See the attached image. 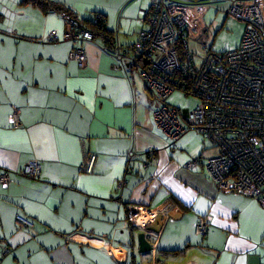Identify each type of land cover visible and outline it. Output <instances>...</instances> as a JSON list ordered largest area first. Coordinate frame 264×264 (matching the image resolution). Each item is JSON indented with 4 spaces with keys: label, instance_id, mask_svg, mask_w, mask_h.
<instances>
[{
    "label": "crops",
    "instance_id": "1",
    "mask_svg": "<svg viewBox=\"0 0 264 264\" xmlns=\"http://www.w3.org/2000/svg\"><path fill=\"white\" fill-rule=\"evenodd\" d=\"M54 1L80 21L100 14L106 32L82 43L80 66L68 56L72 42L45 40L53 29L63 32L60 12L0 0V173L8 170L11 179L0 184V264H264V208L207 177L201 162L217 149L200 133L171 143L153 122L151 94L105 49L116 44L133 55L149 5ZM204 1L223 12L229 4ZM13 107L18 128L10 122ZM92 155L85 172L80 165ZM193 158L199 164L187 166ZM32 159L41 164L35 180L22 173ZM127 203L158 212L159 224L148 226L155 234L146 235L149 252L138 251L135 234L125 247ZM16 214L32 227L19 226ZM199 216L209 219L204 236L194 232Z\"/></svg>",
    "mask_w": 264,
    "mask_h": 264
},
{
    "label": "built area",
    "instance_id": "2",
    "mask_svg": "<svg viewBox=\"0 0 264 264\" xmlns=\"http://www.w3.org/2000/svg\"><path fill=\"white\" fill-rule=\"evenodd\" d=\"M210 6L204 0H150L134 54L128 55L116 44L105 49L114 53L126 72L138 70L155 101L153 122L169 141L176 142L190 130L200 133L217 149L215 155L201 162L207 177L219 190L247 195L264 208V2L229 0L224 14L244 25L239 45L216 53L203 43L205 53L197 61L189 41L201 38L206 28L203 16ZM60 15L65 23L63 32L53 29L45 40L72 42L68 56L83 66L86 56L81 45L93 42L95 36L84 22L64 11ZM176 89L193 96L197 103L191 109L170 105L165 100ZM10 122L13 128L21 126L17 107L10 113ZM132 154L128 153V160ZM199 161L193 158L187 166L195 167ZM93 162L92 155L80 167L91 172ZM40 172L41 164L35 159L22 170L33 180ZM10 180L8 170L0 173V184L7 185ZM124 182L122 178L117 186L122 187ZM124 208L123 228L129 232L125 247H131L134 231L155 240L148 226L156 220L157 210L134 203ZM15 219L23 228L32 227L26 217L16 214ZM208 230V217L199 216L195 234L204 236ZM107 246L114 248L111 241Z\"/></svg>",
    "mask_w": 264,
    "mask_h": 264
},
{
    "label": "rangeland",
    "instance_id": "3",
    "mask_svg": "<svg viewBox=\"0 0 264 264\" xmlns=\"http://www.w3.org/2000/svg\"><path fill=\"white\" fill-rule=\"evenodd\" d=\"M142 1L144 5L148 6L150 4V0ZM92 16L93 13L88 12L85 17L92 20ZM203 19L206 25L203 35L198 40L189 41L191 52L195 54L194 57L197 61H199L205 53L203 43L209 45L211 50L216 53H223L239 45L244 30L242 22L231 19L227 17L222 10L217 11L211 7L206 11ZM133 76L136 82L142 87L143 92L150 95L147 88L144 87V82L140 78L137 69H134ZM165 101L180 109H191L197 103V100L193 96L185 94L177 89L174 90ZM178 263L180 262L177 260L168 262V264Z\"/></svg>",
    "mask_w": 264,
    "mask_h": 264
},
{
    "label": "trees",
    "instance_id": "4",
    "mask_svg": "<svg viewBox=\"0 0 264 264\" xmlns=\"http://www.w3.org/2000/svg\"><path fill=\"white\" fill-rule=\"evenodd\" d=\"M24 3H30L33 4L37 7H39L41 10L44 12H49V11H57V12H67L70 14L73 18L76 20H79L68 8H66L63 4L54 1V0H22ZM94 18L97 19L96 22L94 23ZM92 20H81L84 22L87 27L92 31L94 36L96 37L97 35H105L106 28H105V20L100 14H95Z\"/></svg>",
    "mask_w": 264,
    "mask_h": 264
},
{
    "label": "water",
    "instance_id": "5",
    "mask_svg": "<svg viewBox=\"0 0 264 264\" xmlns=\"http://www.w3.org/2000/svg\"><path fill=\"white\" fill-rule=\"evenodd\" d=\"M158 218H156V220L154 221L155 224H159ZM153 225V224H151ZM150 229V227H148ZM135 234L136 236V240L138 243V251L140 253H144V252H149L152 250V244L150 243V241L147 239L146 235L143 232H133L132 236Z\"/></svg>",
    "mask_w": 264,
    "mask_h": 264
}]
</instances>
